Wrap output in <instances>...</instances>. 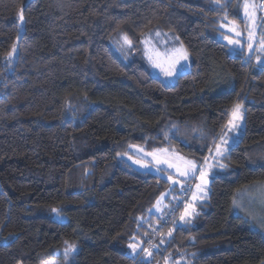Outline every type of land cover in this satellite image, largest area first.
I'll list each match as a JSON object with an SVG mask.
<instances>
[{"label":"trees","instance_id":"16d2710c","mask_svg":"<svg viewBox=\"0 0 264 264\" xmlns=\"http://www.w3.org/2000/svg\"><path fill=\"white\" fill-rule=\"evenodd\" d=\"M245 1L0 0V264H37L67 242L80 246L75 264H264L263 234L233 212L239 190L264 182V64L220 38L223 23H244ZM155 29L190 53L174 83L146 63L143 38ZM237 103L244 130L209 195L162 223L159 198L169 191L166 209L193 176L181 186L141 171L131 147L201 166ZM158 225L159 251L142 256Z\"/></svg>","mask_w":264,"mask_h":264},{"label":"rangeland","instance_id":"374dc122","mask_svg":"<svg viewBox=\"0 0 264 264\" xmlns=\"http://www.w3.org/2000/svg\"><path fill=\"white\" fill-rule=\"evenodd\" d=\"M250 1L252 4H255L256 2V0ZM257 10L259 13V9ZM258 17L260 18V15H258ZM243 18L245 20L243 24L232 20L223 23L220 38L226 42L234 52H243L245 57L249 60H252V57H254V60H256L255 65L261 66L264 64V36L259 43L262 22L258 23L255 17L251 16L243 15ZM229 41H239V43H230ZM110 44L117 51V53L123 57L128 58L131 56V50L128 47L129 43L123 35L113 36L110 39ZM249 45H251V47H249ZM177 50H182L183 53H186L187 59L180 58L181 53H178ZM143 54L146 59V63L150 67L153 74L160 77L166 83H174L180 74L191 69L192 61L190 53L180 41L179 37L171 30L164 31L162 29H155L147 32L143 38ZM169 71L172 72L171 75L167 74ZM239 104L242 105V119L236 122L237 126L235 129L229 127L228 122L222 135L220 136L217 144L220 143L221 138L226 141V143L222 145L225 149L223 155H216L215 146L211 157L201 166L200 169H203L207 173L205 177L207 184L202 183L201 171L199 170L196 172L197 180L192 196L193 198L195 194V199L193 198L192 202L190 200L185 207L184 212H182L181 216H184V218H187L195 213L196 204L194 202L203 200L209 195L210 182L215 174L214 171L220 167L222 159L228 150L233 145L237 144L241 139L245 122V106L242 103ZM230 119H232V115ZM141 149L143 151H141ZM131 151L132 153L127 155L126 158L137 169L159 174L170 180L172 185L180 184L182 186L184 184L185 180L180 175L179 171H177L176 167H169V162L157 163V161L154 160L150 154L155 153L160 157L159 153L162 152L177 159L181 157L183 158V156H177L164 150L148 151L140 145L132 146ZM183 160L185 159L183 158ZM136 161H141V163H137ZM197 185H200L203 191L198 190ZM168 194L169 191L165 192L159 198L157 205L152 209L153 212L158 210L160 202L164 201ZM58 210V212H53V217L60 221L67 220V216L62 213L60 209ZM186 212L191 214L185 215ZM233 212L237 215H241L251 228L260 231L264 236V182L254 183L239 190L233 201ZM69 245H75V251H70L68 255H65V249L68 248ZM79 249L80 246L78 243L67 242L63 248L55 252V256L41 260L37 264H46V262L49 261H55V264H75ZM136 252V249L131 251L132 254H135Z\"/></svg>","mask_w":264,"mask_h":264},{"label":"built area","instance_id":"2783aa9c","mask_svg":"<svg viewBox=\"0 0 264 264\" xmlns=\"http://www.w3.org/2000/svg\"><path fill=\"white\" fill-rule=\"evenodd\" d=\"M259 6L263 11V23L261 26V37L260 40L264 36V0H258ZM253 61V59H252ZM247 63L248 61L245 60ZM196 175L193 176L192 180L186 184H184L180 189V198L176 200L174 203L170 204L166 209H161L157 212L158 216L161 218L162 223L168 224L169 226L176 223V221L180 218L182 210L187 206L190 202V199L193 194L194 182ZM163 231L161 225L154 227L151 234H149L146 238L145 245L142 249L141 255H150L152 253H156L159 251V239L162 237Z\"/></svg>","mask_w":264,"mask_h":264},{"label":"snow or ice","instance_id":"6c2138e0","mask_svg":"<svg viewBox=\"0 0 264 264\" xmlns=\"http://www.w3.org/2000/svg\"><path fill=\"white\" fill-rule=\"evenodd\" d=\"M248 7L249 5L246 3L245 4V12L247 14L248 12ZM20 19L23 20V15H22V12H21V15H20ZM250 36H251V33H250ZM230 43H239V41H229ZM249 47H251V45H249ZM15 51V46H13V52ZM13 52H10L8 53V56L11 57L13 55ZM178 53H181L180 55V58H183V59H187V54L186 53H183L182 50H177ZM168 75H171L172 72L169 71L167 72ZM241 108H242V105L237 103L234 105V108L232 110V119L229 120V127L235 129V127L237 126L236 122L239 121L240 119H242V114H241ZM226 143V141H224L223 138H221V141L219 144L216 145V155L217 156H220V155H223L225 149L222 147V145ZM141 151H143L141 149ZM150 155H152L153 159L157 161V163H168L167 160H161V157H159L157 154L155 153H151ZM182 162H183V170H181V165L180 164H171L169 163V167H176L177 168V171H179L180 175L181 176H188L190 175L191 173H193L197 166L196 164L193 162V161H186V160H183V158H179ZM137 163H141V161H136ZM220 167H225V165L221 164ZM201 171V180H202V183L203 184H207V180L205 179L207 173L203 170V169H200ZM197 189L198 190H201L203 191V189L201 188L200 185H197ZM195 199V194H194V197ZM53 212H58L59 210L58 209H53L52 210ZM194 211V210H193ZM191 213H188L186 212L185 215H190ZM181 219H184V216H181ZM130 247H134V246H131ZM70 251H75V245H69L68 248L65 249V255H68V253ZM46 264H55V261H49V262H46Z\"/></svg>","mask_w":264,"mask_h":264},{"label":"crops","instance_id":"0c3cea01","mask_svg":"<svg viewBox=\"0 0 264 264\" xmlns=\"http://www.w3.org/2000/svg\"><path fill=\"white\" fill-rule=\"evenodd\" d=\"M246 3L249 5L247 14L245 12V4ZM255 5H256V7H255ZM257 9H259V13L257 12L258 11ZM243 15L255 17V19L258 21V23L262 22V20H263V11H262V9L259 6L258 0H256L255 4L254 3L252 4V2L250 0H246L244 2V4H243ZM258 15H260V18L258 17ZM252 59H254V57H252ZM159 155H160L162 160H167L171 164H180L181 165V170H183V162L180 159H177V158L172 157L171 155H169L167 153H162V152H160ZM196 166H197V168H196V170L193 173H191L188 176H182L185 181L190 179L192 176L196 175V172H198L200 170L202 165L201 166L196 165ZM196 180H197V176H196V179H195L194 187H195V184H196ZM191 202H192V200H191ZM159 205L160 206H159L158 210L156 211V213L158 211H160L161 209H163V207H165V204H164L163 201Z\"/></svg>","mask_w":264,"mask_h":264}]
</instances>
